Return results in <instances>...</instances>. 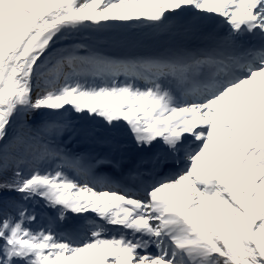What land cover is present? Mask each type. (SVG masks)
<instances>
[{
	"label": "snow or ice",
	"instance_id": "obj_1",
	"mask_svg": "<svg viewBox=\"0 0 264 264\" xmlns=\"http://www.w3.org/2000/svg\"><path fill=\"white\" fill-rule=\"evenodd\" d=\"M0 264H264V0H0Z\"/></svg>",
	"mask_w": 264,
	"mask_h": 264
}]
</instances>
